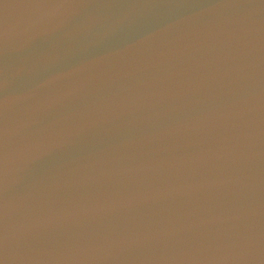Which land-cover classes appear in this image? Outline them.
<instances>
[{
	"label": "water",
	"instance_id": "1",
	"mask_svg": "<svg viewBox=\"0 0 264 264\" xmlns=\"http://www.w3.org/2000/svg\"><path fill=\"white\" fill-rule=\"evenodd\" d=\"M0 264H264V0H0Z\"/></svg>",
	"mask_w": 264,
	"mask_h": 264
}]
</instances>
